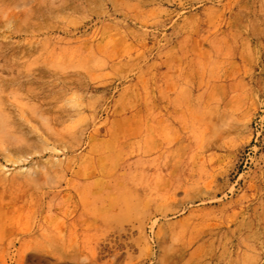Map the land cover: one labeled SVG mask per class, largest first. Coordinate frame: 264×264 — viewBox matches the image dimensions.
<instances>
[{
	"label": "rangeland",
	"instance_id": "obj_1",
	"mask_svg": "<svg viewBox=\"0 0 264 264\" xmlns=\"http://www.w3.org/2000/svg\"><path fill=\"white\" fill-rule=\"evenodd\" d=\"M0 264H264V0H0Z\"/></svg>",
	"mask_w": 264,
	"mask_h": 264
}]
</instances>
